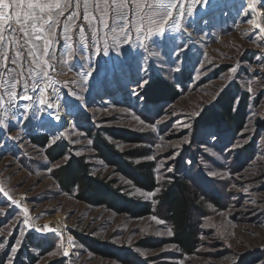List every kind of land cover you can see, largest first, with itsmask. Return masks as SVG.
<instances>
[{
  "label": "rangeland",
  "instance_id": "374dc122",
  "mask_svg": "<svg viewBox=\"0 0 264 264\" xmlns=\"http://www.w3.org/2000/svg\"><path fill=\"white\" fill-rule=\"evenodd\" d=\"M193 7L196 14L192 18L194 24L189 27L191 35L175 34L177 44L187 45L177 63L172 62L174 56L166 55L167 48L150 46L160 56L150 57L145 64L143 57L147 53L143 49L122 45L119 52L112 50L106 57H94L101 71L89 82V91L85 93L87 106L73 108L74 113L59 128H44L41 124L44 113L38 118L9 120L7 128H0V186L29 209L30 223L37 227L48 224L52 228L50 222L57 219L62 223V230L58 231L65 238L72 236L76 244L71 249L65 241L70 250L68 257L48 256V252L63 251L58 249L57 235L29 230L20 222L22 207L10 205L0 194V208L4 209L0 227L6 229L3 235L7 243V249L0 250V264H7L8 258L14 264H264V69L261 68L264 34L254 28L255 23L264 24V20L259 15L243 14L246 0H212L208 8ZM257 10L264 12V7L257 5ZM249 20L253 23H248ZM201 63L205 65L203 68ZM138 64L148 68L150 83L157 85L158 89L152 92L156 99L147 97V86L142 90V99L130 94ZM73 65L71 71L60 65L59 72L54 74V79L60 81L56 87L61 102L70 100L67 93L76 87L65 86L63 82L79 80L76 73L80 62L74 61ZM236 65H239L237 73H231L229 69ZM177 66L179 72L174 71ZM249 86L253 89L251 93L247 90ZM221 101H227L233 113L239 112V127L215 118L214 115L220 114ZM110 105L116 109L130 108L149 123L160 121L157 132L141 131L143 126L129 114ZM105 108L111 114L105 113ZM81 132L83 136L79 135ZM42 133L47 134L45 145L35 140ZM60 133L63 138L55 143H60L65 152L52 160L47 152L52 145L49 137ZM97 134L116 148L121 145L117 148L120 151L139 152L140 155H127L134 163L155 155L156 159L150 162L156 179L160 177L155 188L161 190L151 200L135 198L139 203H148L150 212L133 216L103 205H91L62 189L54 176V165L65 163V156H84L91 163V174L115 179L120 189L129 187L123 180L130 178L99 156L93 144H87L89 139L94 142ZM185 137L188 143L183 142ZM73 140L80 143L73 144ZM155 143H160L161 148H154ZM236 144L242 146L233 147ZM78 151L81 154L77 155ZM173 156L174 159L169 158ZM48 168L52 171L48 172ZM225 171L233 175L225 176ZM212 172L219 175L213 176ZM236 174H240L239 179ZM179 181L186 183L193 194L190 210L194 239L190 252L172 241L174 232L171 236L157 235L158 231L166 233L168 227L172 228L161 194ZM222 210L224 216L218 214ZM152 215L166 224L157 225L149 219ZM141 217L144 219H138ZM21 230L26 233L23 237L19 235ZM8 231L11 235H7ZM224 231L234 232L227 244L220 236ZM18 238L21 247L17 253H11ZM0 242L4 240L0 238Z\"/></svg>",
  "mask_w": 264,
  "mask_h": 264
},
{
  "label": "snow or ice",
  "instance_id": "6c2138e0",
  "mask_svg": "<svg viewBox=\"0 0 264 264\" xmlns=\"http://www.w3.org/2000/svg\"><path fill=\"white\" fill-rule=\"evenodd\" d=\"M211 3L212 0H0V128H7L9 120L15 121L20 117L28 118L29 116L38 118L40 113L46 114L48 118L46 122H60L65 119L66 106L67 115L72 114L73 108L86 107L85 93L89 91V82L95 80L101 71L94 57H106L112 50L119 52L122 45H128L130 49H143L147 53L143 57L145 64L150 57L160 56V52L150 50V46L167 48L166 55L174 56L172 62L177 63L187 45L181 47L177 44L175 34L187 33L190 36L189 27L194 24L192 18L196 14L193 6L208 8ZM257 5L264 7V0H246L243 14L245 16L259 15L264 20V12L258 13ZM248 23L251 24L253 21L249 20ZM254 28L260 29L264 34V24L255 23ZM257 47L261 48V44H257ZM74 61L80 62V69L76 73L79 80L63 82L65 86L72 84L76 87L70 88L67 93L71 99L61 102L60 90L56 87L60 81L54 79V74L59 72L60 65L67 66L71 71ZM204 66V63L200 64L201 68ZM238 67L239 65L232 66L229 71L237 73ZM261 68L264 69V64H261ZM141 71L143 75H140ZM174 71L179 72L180 67L177 66ZM149 83L148 68L138 64L137 79L133 81L134 87L130 94L142 99V90ZM247 90L249 93L253 91L251 86ZM110 107L129 114L133 121L143 126L140 128L141 131L150 129L154 133L157 132L160 121L149 123L130 108L116 109L115 105ZM103 111L111 114L108 108ZM193 115L198 116L199 113ZM72 127L75 129L74 124ZM132 130H135L134 126ZM79 135L83 136L84 133L81 132ZM62 138L63 133L54 134L49 137L50 144ZM10 139L15 140L17 137H10ZM160 139L162 140L163 137ZM183 142H189L187 137ZM72 143L79 144L80 141L73 140ZM87 144L92 145L93 141L89 139ZM241 146L236 144L233 147ZM120 147L122 146L118 144L117 148ZM153 147L160 149L161 144L155 143ZM76 154L79 155L81 152L78 151ZM67 159L69 157L65 156V161ZM143 159L152 161L156 157L147 155ZM100 163L104 164L103 161ZM54 167H60V165H54ZM47 171L51 172L52 168H48ZM210 174L219 175L217 172ZM224 175L233 174L225 171ZM236 176L240 178V174ZM121 179L123 180V177ZM159 179L158 175V182ZM123 182L129 187L122 188L121 191L133 198L151 200L161 190L157 187L152 191H146L135 186L131 179L123 180ZM232 187L235 188L236 184H232ZM0 194L7 198L10 205L22 207L23 219L22 221L19 217L16 219L26 225L29 230L57 235L60 240L58 249L62 248L63 251H51L47 253L48 256L68 257L69 247L75 249L76 244L72 236L65 238L62 231H58L56 227L50 228L48 224L37 227L34 223H30L31 217L26 206H22L19 200L9 195L3 186H0ZM208 206L215 211L211 204ZM0 214H4L3 208H0ZM218 214L224 216L225 211L222 210ZM149 219L155 221L157 225L166 224L156 215L150 216ZM203 219L211 220L212 218L203 217ZM12 227H15V224H12ZM5 231V228L0 227V238L4 240L0 242V250L7 249L6 236L3 235ZM140 231L145 232L144 229ZM7 235H11V232L8 231ZM19 235L23 237L26 233L21 230ZM157 235L171 236L173 229L168 227L166 233L158 231ZM203 235L201 233L202 239ZM220 236L227 244L228 238L234 236V232L224 231L220 233ZM65 241L69 247L65 246ZM21 244V239H16L11 247V253H17ZM228 246L231 247V245ZM7 264H14L13 259L8 258Z\"/></svg>",
  "mask_w": 264,
  "mask_h": 264
},
{
  "label": "trees",
  "instance_id": "16d2710c",
  "mask_svg": "<svg viewBox=\"0 0 264 264\" xmlns=\"http://www.w3.org/2000/svg\"><path fill=\"white\" fill-rule=\"evenodd\" d=\"M149 83L147 85L146 95L148 98L154 97L152 94L157 88V85ZM159 86V85H158ZM161 86V84H160ZM168 92V90L165 88ZM219 105V115H214L215 118L220 117L225 120L228 126H240V117L238 113H233L229 108L227 101H221ZM114 132V131H113ZM118 136L128 137L124 133ZM136 140L139 138L135 137ZM43 145L48 141L47 134H38L35 137ZM98 155L109 163L115 164L116 170L120 171L126 177H129L133 182L141 188L154 189L157 186V179L153 173V163L147 160L134 163L127 155H140L135 149L128 151H120L114 144L108 142L100 134H97L94 142ZM50 158L56 159L62 155L65 150L60 143H54L47 148ZM128 158V159H127ZM60 167H54V176L56 180L66 192H71L74 196L82 201L95 206L103 205L118 212H128L133 216H142L150 212L148 203H139L135 198L124 194L120 187L116 185L115 179H108L101 175L91 174V163L85 160L84 156H71ZM170 187V186H169ZM192 193L184 182H176L170 188H166L161 194L162 202L165 204L168 217L170 218L174 236L172 241L181 246L184 251L190 252L193 250V229L192 216L190 207L193 205ZM90 242V241H89ZM91 244V242H90ZM91 247L95 249L93 243ZM99 250L100 249H96ZM102 251V250H101Z\"/></svg>",
  "mask_w": 264,
  "mask_h": 264
},
{
  "label": "bare ground",
  "instance_id": "6f19581e",
  "mask_svg": "<svg viewBox=\"0 0 264 264\" xmlns=\"http://www.w3.org/2000/svg\"><path fill=\"white\" fill-rule=\"evenodd\" d=\"M74 111H75V109H72V113H74ZM65 119L64 120H62V121H60V122H55V121H51V122H46V121H48V118L46 117V114L44 113V115L41 117L42 118V120H41V124H42V126L44 127V128H46V129H52V128H59L64 122H66L67 121V119H68V115H67V110H65ZM45 221H47V220H45ZM62 221V220H61ZM45 225V224H44ZM50 225L52 226V227H56L57 229H60V230H62L61 228H62V223L60 222V221H58L57 219H54V220H52L51 222H50ZM64 225V224H63Z\"/></svg>",
  "mask_w": 264,
  "mask_h": 264
}]
</instances>
